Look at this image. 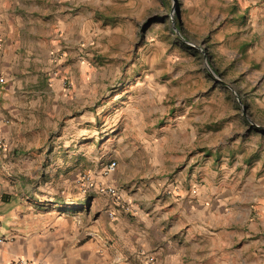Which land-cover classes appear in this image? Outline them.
<instances>
[{"label":"rangeland","instance_id":"1","mask_svg":"<svg viewBox=\"0 0 264 264\" xmlns=\"http://www.w3.org/2000/svg\"><path fill=\"white\" fill-rule=\"evenodd\" d=\"M67 2L63 14L78 17L80 29L84 18L89 32L83 44L60 42L59 57L67 53V60L53 70L54 82L72 89L76 81L61 73L69 58L84 55L89 75L78 78L88 88L59 91V119L34 117L30 108L26 134L6 139L23 153H44L38 162L45 168L61 160L83 168L36 173L31 185L41 182L48 198L93 212L99 198L117 202L99 191L116 172L149 185L210 161L234 167L241 181L254 170L264 175V0ZM18 3L10 14L20 13L26 27L37 23L31 0ZM37 94L46 102L47 94ZM111 161L116 171L106 176ZM80 200L84 206L75 204Z\"/></svg>","mask_w":264,"mask_h":264},{"label":"crops","instance_id":"2","mask_svg":"<svg viewBox=\"0 0 264 264\" xmlns=\"http://www.w3.org/2000/svg\"><path fill=\"white\" fill-rule=\"evenodd\" d=\"M18 1L0 0V78L5 79L0 82V138L7 142V149L0 150V235L5 238L0 264L17 259L48 264H150V257L155 264H264V175L257 177L256 170L241 181L243 176L234 167L218 168L210 161L196 167L187 164L172 179L149 180V185L146 179L127 183L116 172L109 185L118 188L134 213L115 203L108 206L101 198L96 211H76L67 198L63 202L43 195L41 182L30 184L37 180L36 173L53 176L83 168L62 160L45 168L38 162L44 153H23L7 139L26 134L30 108L34 117L48 113L59 119L65 107L59 91L88 88L78 78L89 75L84 55L76 63L69 58L61 73L76 81L72 89L54 82L53 70L67 60V53L59 57L60 42L83 44L89 28H84V18L80 29L78 17L63 14L67 0H31L40 19L26 27L20 13L9 12L12 3L21 8ZM25 51L33 56L23 57ZM36 90L47 94L46 102ZM24 95L31 99L23 101ZM36 96L40 101H33ZM111 210L116 211V219L109 218Z\"/></svg>","mask_w":264,"mask_h":264},{"label":"built area","instance_id":"3","mask_svg":"<svg viewBox=\"0 0 264 264\" xmlns=\"http://www.w3.org/2000/svg\"><path fill=\"white\" fill-rule=\"evenodd\" d=\"M2 44V39L0 38V46ZM5 79L4 78H0V82L4 83ZM7 149V142L3 139L0 138V150H4ZM116 167H117V162L116 161H111L109 162L106 167L104 168V175H111L116 171ZM99 191L101 192V194H106L109 195L113 198H116L117 202L115 203L117 206H119L121 209H123V211L127 212V213H134L135 210L133 209V207L130 205V203H128L127 201H124L121 199L120 195H119V191L118 188L109 184H104L101 183L100 187H99ZM108 216L111 219H116L117 213L115 210H111L108 212ZM5 242V238L2 237L0 235V245H2ZM155 259L150 257L149 259V263L150 264H155ZM6 264H48V263H44L38 260H27V259H17L14 261H10Z\"/></svg>","mask_w":264,"mask_h":264}]
</instances>
